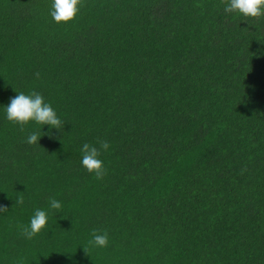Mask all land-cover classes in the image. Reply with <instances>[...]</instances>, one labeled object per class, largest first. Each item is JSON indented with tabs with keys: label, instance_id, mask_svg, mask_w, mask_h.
<instances>
[{
	"label": "trees",
	"instance_id": "16d2710c",
	"mask_svg": "<svg viewBox=\"0 0 264 264\" xmlns=\"http://www.w3.org/2000/svg\"><path fill=\"white\" fill-rule=\"evenodd\" d=\"M51 5L0 0V264H264V18L85 0L57 24ZM32 91L64 128L6 118ZM97 140L103 180L81 163ZM37 209L48 225L27 239Z\"/></svg>",
	"mask_w": 264,
	"mask_h": 264
},
{
	"label": "clouds",
	"instance_id": "9594fccd",
	"mask_svg": "<svg viewBox=\"0 0 264 264\" xmlns=\"http://www.w3.org/2000/svg\"><path fill=\"white\" fill-rule=\"evenodd\" d=\"M225 4V13H238L244 17L254 19L264 18V0H222ZM85 6V0H52L51 17L57 23H71L80 15L81 9ZM36 78H40V73L35 74ZM6 118L21 127L30 122L38 125H49L51 128L61 130L64 128V122L58 117L52 105L45 101L42 94L32 91L30 94L18 92V95L10 98L9 104L5 107ZM51 135V133H48ZM40 134L32 132L27 137V143L30 145L40 144ZM99 147L85 143L81 148L82 166L91 174H94L97 180H103L108 174L107 169L101 159L102 152L108 151L110 144L106 140H97ZM243 171V170H242ZM16 204H23V195L18 196ZM52 209L61 210L62 204L55 198L49 199ZM7 207H0V212L7 211ZM48 225V214L46 211L37 209L31 217L29 226H20L22 235L27 239H32L42 232ZM92 239L88 241V245L105 248L109 244V235L105 230L101 232L95 229L91 233ZM84 251L89 254L88 247L83 246Z\"/></svg>",
	"mask_w": 264,
	"mask_h": 264
}]
</instances>
